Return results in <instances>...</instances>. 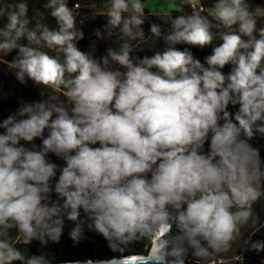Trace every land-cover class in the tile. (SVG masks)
Wrapping results in <instances>:
<instances>
[{"label": "clouds", "instance_id": "obj_1", "mask_svg": "<svg viewBox=\"0 0 264 264\" xmlns=\"http://www.w3.org/2000/svg\"><path fill=\"white\" fill-rule=\"evenodd\" d=\"M186 3L190 15L149 14L170 22L171 45L203 48L214 39L213 21L227 29L218 33L223 42L206 57L208 67L175 47L137 60L127 40L101 63L77 47L84 34L67 0H47L58 28L38 25L39 35L28 27L23 0L0 7L7 18L0 54L16 51L8 62L16 79L65 89L71 106L51 96L23 103L0 121V264H51L42 253L26 256L17 243H59L66 220L74 242L85 238L86 226L113 251L162 233L158 254L163 238L172 264H184L188 249L198 261L226 252L241 226L256 222L264 161L248 141L264 135V27L257 28L264 7L216 0L210 20L199 0ZM106 14L123 37L144 38L142 0H110ZM150 31L161 35L157 24ZM230 104L239 105L234 117ZM245 244L264 252V240Z\"/></svg>", "mask_w": 264, "mask_h": 264}, {"label": "trees", "instance_id": "obj_2", "mask_svg": "<svg viewBox=\"0 0 264 264\" xmlns=\"http://www.w3.org/2000/svg\"><path fill=\"white\" fill-rule=\"evenodd\" d=\"M146 1L147 0H142V3H145ZM171 1H173L180 9V11L170 13L173 18L181 14H191V8L187 5L186 0ZM17 2H20V0H0V7ZM23 2L28 5L27 18L30 21L28 27L37 31L38 35L40 32V28L37 27L38 25L47 26L52 30H56L58 28L55 19L50 15V10L45 8L47 0H23ZM199 2L204 9L202 15H208L211 20L212 18L209 14L213 9V5L216 3V0H199ZM67 3L69 8L72 9L73 14L76 16L77 30L82 31L84 34L83 39L77 41V47L101 63L102 58L107 56L109 49L119 52L122 44L127 40L133 49L130 55L137 60L143 59L146 56L151 57L157 52L162 53L168 47H175L177 50L181 51L187 49L193 54L195 59L200 60L205 67H208L206 57L213 54V49L223 42L218 33L228 31L222 27H217L216 22L213 21L214 27L212 32L214 39L211 44L206 45L203 48L185 43L171 45L165 40V35L171 32L170 22H165L162 18L150 15L149 11L145 9V19L143 25H141L145 34L144 38L129 40L127 37H123L119 28H112L107 25L108 17L106 13L110 0H67ZM248 3L252 8H255L256 6L264 7V0H248ZM76 4L80 5L79 9L75 7ZM6 23L7 18L0 17V28H2ZM152 24L160 26V37H156L151 33L150 27ZM260 27H264V18H258L257 20V28L259 29ZM104 29H111L109 35L104 39V41L92 45L91 41L95 34ZM242 38L247 39V37ZM20 43L26 45L28 42L26 39H22ZM39 47L42 51L48 52L49 55H56L55 52L43 45ZM16 54V51H13V53L8 56L0 54V108L5 117L9 114L15 113L17 108L23 103L40 101L51 96L57 97L58 101H63L66 106L71 107L67 104V99L64 95L65 89L56 91L41 85H35L31 80H26L24 84H21L14 75V69L9 68L8 66V62L11 61ZM109 67L113 70H119L121 72L125 71L124 68L114 61H110ZM232 67L233 65L228 64L221 71L227 75L231 71ZM152 71L157 70L154 68ZM238 107L239 105H229L228 111L233 114V117L235 112L238 110ZM220 123L222 124L223 121ZM46 135L47 131H45V136ZM241 138L247 139L243 136ZM248 142L260 151L261 159L264 161V135L257 132ZM34 143L39 146L41 144V140L37 138ZM27 146L31 147V144ZM93 147H99V144L93 145ZM207 150L208 143L205 144V152H207ZM48 158L58 166L62 167L65 164L63 159L56 157L54 154L50 153ZM58 175L59 173H57V177ZM261 192L262 194L260 198L253 204L252 208L256 222L253 223V221L250 220L247 224L241 226V234L237 237V242L232 244L231 248L228 250V256H222L221 253H218L212 254L205 261H198L197 258L192 255L191 249H188V252L183 259L185 261H189L191 264H238L232 260L244 257L250 262V264H264V252L249 250L248 246L245 244V241L249 239L252 241L264 240V187H262ZM53 199H55L54 195ZM73 226V222L67 220L65 221L63 234L59 243L49 242L47 247H41L37 241H33L30 245L17 243V247H19L26 256L42 253L51 262L57 264L70 258L76 261L86 259L110 260L127 256L147 255L151 242L155 238V236L142 237L129 244L121 245L119 249L113 251L108 247V242L100 234L95 231H89L86 226L84 229L85 238L81 239L78 243L74 242L69 237V232ZM175 233L176 230L173 228V234L175 235ZM13 235L15 236V232H13ZM162 242L163 247L159 254L165 256V240L163 238ZM167 258L168 260L174 259L172 256H167Z\"/></svg>", "mask_w": 264, "mask_h": 264}, {"label": "rangeland", "instance_id": "obj_3", "mask_svg": "<svg viewBox=\"0 0 264 264\" xmlns=\"http://www.w3.org/2000/svg\"><path fill=\"white\" fill-rule=\"evenodd\" d=\"M145 9L149 12H169V13H173L176 11H180V9L175 5V3L171 0H147L145 3ZM111 29H104L102 31H98L95 36L93 37L91 43L92 45H95L99 42L104 41V39L109 35ZM5 117L4 114H2V112H0V121H2ZM4 131V129L0 128V133H2ZM235 242H237L236 240L232 243L235 244ZM226 252H222V256H228L229 254ZM161 257L165 258V256L160 255ZM86 260H90V261H105V260H100V259H86ZM168 260V258H167ZM173 260V259H171ZM76 260L74 259H65L64 261H62L61 263H65V262H74ZM84 261V260H82ZM233 262H237L238 264H250L249 261H247L244 257L243 258H236L232 260ZM188 262V263H187ZM185 264H191L189 263V261H185ZM51 264H54L53 262H51ZM216 264V263H213Z\"/></svg>", "mask_w": 264, "mask_h": 264}, {"label": "water", "instance_id": "obj_4", "mask_svg": "<svg viewBox=\"0 0 264 264\" xmlns=\"http://www.w3.org/2000/svg\"><path fill=\"white\" fill-rule=\"evenodd\" d=\"M0 112H2L1 108H0ZM2 114H3V112H2ZM124 258L125 257L105 260L104 263L101 261L100 262L94 261L95 262L94 264H172V260H166L165 258H163L161 256L159 259H155V260H137V261H133V262H125ZM91 262L92 261L84 260V261L65 262V264H67V263L91 264ZM57 264H63V263H57Z\"/></svg>", "mask_w": 264, "mask_h": 264}, {"label": "bare ground", "instance_id": "obj_5", "mask_svg": "<svg viewBox=\"0 0 264 264\" xmlns=\"http://www.w3.org/2000/svg\"><path fill=\"white\" fill-rule=\"evenodd\" d=\"M163 234L162 233H158L157 235H155V238L154 240L151 242V246H150V249L148 251V254L147 255H136V256H127L125 257L124 261L125 262H133V261H137V260H155V259H159L160 258V255L158 254V250H159V247H158V242L160 241V236H162ZM90 261V260H89ZM100 262V261H98ZM104 263V261H101ZM95 262L92 261L91 264H94ZM65 264V263H63ZM67 264H73V263H67Z\"/></svg>", "mask_w": 264, "mask_h": 264}]
</instances>
